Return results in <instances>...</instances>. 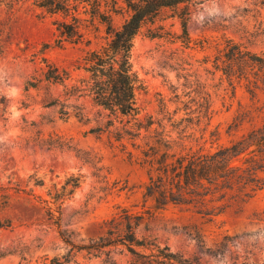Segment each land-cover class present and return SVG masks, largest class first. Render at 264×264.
I'll use <instances>...</instances> for the list:
<instances>
[{"label": "rangeland", "instance_id": "rangeland-1", "mask_svg": "<svg viewBox=\"0 0 264 264\" xmlns=\"http://www.w3.org/2000/svg\"><path fill=\"white\" fill-rule=\"evenodd\" d=\"M263 1L206 0L187 21L168 11L148 21L135 38L133 62L146 85L137 95L143 115L160 119L162 109L173 114L181 108L176 116L181 117L185 110L179 99L202 102V90L212 95L210 119L191 115L185 144L193 151L228 145L251 127L245 123L238 131H228L236 112L253 101L240 83L235 96L223 104L227 82L221 81L214 62L225 39L264 52V36L256 35L264 12L258 16L255 10L245 11L259 9ZM127 16L124 11L114 13L111 22L119 26ZM54 21L55 16L32 1L0 6V91L8 101L6 119L0 116V264H131L133 257L123 245L95 256L72 249L59 235L62 231L74 243L88 244L106 235L111 220L123 210L137 216V237L169 246L177 260L264 264V188L245 203H219L225 207L213 221L192 206L159 208L145 196L148 175L140 152L108 127L113 116L86 100L78 102L84 106L83 119L73 108L62 117L59 103L47 105L60 96L62 103L73 100H65L62 85L38 81L46 70L43 57L66 70L72 83L84 74L78 68L83 56L103 44L106 35V24L96 20L83 41L60 42ZM257 100L264 105V92ZM214 130L220 132L218 137L212 136ZM72 173L82 175V184L64 202L58 228L40 197L50 199L49 191L61 187ZM36 179L44 184L36 185Z\"/></svg>", "mask_w": 264, "mask_h": 264}, {"label": "trees", "instance_id": "trees-1", "mask_svg": "<svg viewBox=\"0 0 264 264\" xmlns=\"http://www.w3.org/2000/svg\"><path fill=\"white\" fill-rule=\"evenodd\" d=\"M27 1L55 16L54 23L62 38L60 42L64 39L83 41L96 20L106 24L105 42L87 51L82 58L78 68L84 71L83 75L70 83L66 70L43 57L46 70L38 81L62 85L65 100H73V103H62L60 96L48 102V106L61 105L62 117H67L73 108L76 116L85 118L84 106L78 103L80 100L89 101L114 117L108 121V127L114 128L118 139L128 140L140 152V163L148 175L145 196L159 208L169 204L192 206L207 221H213L225 207L219 203H245L264 188V105H259L257 100L259 92H264V52L252 51L232 39H225L215 57V68L222 72L221 81L227 82L223 88V104L227 98L235 96L240 83L253 101L236 112L228 131H238L245 123H251V127L228 145L193 151L185 144L193 119L191 115L197 113L198 118L210 119L214 113L212 95L206 90L200 95L202 102L196 98L178 100L185 110L181 117H176L181 108L173 114L162 109L163 117L155 119L152 114L143 115L138 104V92L146 88L133 62L134 42L139 31L148 21L168 11L185 22L206 0H120V3L118 0H0V6L14 8ZM252 10L262 16L264 1L259 9H245ZM121 11L128 16L121 25L115 26L111 17ZM256 35L264 36V20L259 23ZM196 104L198 106L193 108ZM7 113L8 101L0 91V116L6 119ZM259 117L261 119L257 120ZM219 134L218 130L212 132V136ZM129 154L134 156L132 152ZM81 158L91 161L87 155ZM35 184L43 185L44 182L36 179ZM81 184L82 175L72 173L61 187L49 191L50 199L40 197L42 207L58 228L64 202ZM123 212L111 220L112 228L106 235L88 244H76L62 231L59 235L72 249L95 256L108 255V247L123 245L133 257L131 264H201L192 257L177 260V254L169 246L162 247L154 239L137 237L134 231L137 216L128 210ZM225 239L230 236L225 235ZM54 263L60 264L59 261L51 264Z\"/></svg>", "mask_w": 264, "mask_h": 264}]
</instances>
